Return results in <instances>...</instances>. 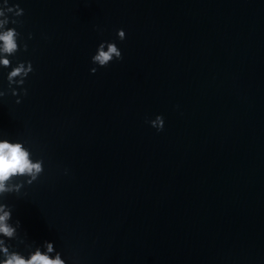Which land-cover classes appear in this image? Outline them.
<instances>
[{
    "label": "water",
    "instance_id": "95a60500",
    "mask_svg": "<svg viewBox=\"0 0 264 264\" xmlns=\"http://www.w3.org/2000/svg\"><path fill=\"white\" fill-rule=\"evenodd\" d=\"M9 2L34 71L0 133L44 160L21 234L68 264H264V0Z\"/></svg>",
    "mask_w": 264,
    "mask_h": 264
},
{
    "label": "clouds",
    "instance_id": "9594fccd",
    "mask_svg": "<svg viewBox=\"0 0 264 264\" xmlns=\"http://www.w3.org/2000/svg\"><path fill=\"white\" fill-rule=\"evenodd\" d=\"M24 9L9 0H0V101L5 96L14 98V104H20L27 94L23 87L26 79L33 73L30 60L16 58L18 52L27 51L28 45L17 30L19 17ZM126 33L123 28L115 30V40H101L90 56V74L98 68L106 67L113 61L122 59V52L117 41H124ZM31 39V33L28 34ZM149 127L161 132L164 118L156 114L145 121ZM44 171L43 158L34 154L29 142L13 139L0 133V264H68L62 252L51 240L40 243L29 241L26 233L21 234L20 221L13 219V205L9 198L20 199L26 195L22 191L38 180ZM67 169L64 170L67 174ZM73 264H76L73 261Z\"/></svg>",
    "mask_w": 264,
    "mask_h": 264
}]
</instances>
